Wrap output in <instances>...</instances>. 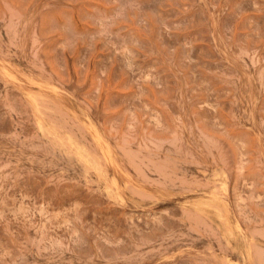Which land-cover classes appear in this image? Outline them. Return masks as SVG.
<instances>
[{
	"label": "rangeland",
	"instance_id": "rangeland-1",
	"mask_svg": "<svg viewBox=\"0 0 264 264\" xmlns=\"http://www.w3.org/2000/svg\"><path fill=\"white\" fill-rule=\"evenodd\" d=\"M0 264H264V0H0Z\"/></svg>",
	"mask_w": 264,
	"mask_h": 264
},
{
	"label": "bare ground",
	"instance_id": "bare-ground-1",
	"mask_svg": "<svg viewBox=\"0 0 264 264\" xmlns=\"http://www.w3.org/2000/svg\"><path fill=\"white\" fill-rule=\"evenodd\" d=\"M5 68H6V67H5ZM3 71H6V70H3ZM7 73H8V72H7ZM5 74H6V73H5ZM5 74H4V75H5ZM8 75H9V74H8ZM8 75H7V76H8ZM8 77H9V76H8ZM9 79H10V78H9ZM99 141H100V140H99ZM113 184H114V183H113ZM225 186H226V185H225ZM107 187H108V186H107ZM107 187H106V188H107ZM111 189H112V188H111ZM108 190H110V189H108ZM121 200H122V199H121ZM121 202H122V201H121ZM227 216H228V215H227ZM240 228H241V227H240ZM233 230H234V229H233ZM239 230H240V229H239ZM237 231H238V230H237ZM247 254H248V253H247Z\"/></svg>",
	"mask_w": 264,
	"mask_h": 264
}]
</instances>
